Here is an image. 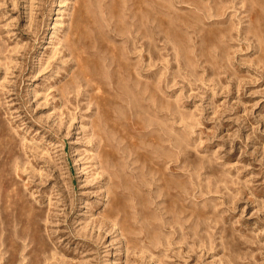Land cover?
Masks as SVG:
<instances>
[{
	"label": "rangeland",
	"instance_id": "obj_1",
	"mask_svg": "<svg viewBox=\"0 0 264 264\" xmlns=\"http://www.w3.org/2000/svg\"><path fill=\"white\" fill-rule=\"evenodd\" d=\"M0 264H264V0H0Z\"/></svg>",
	"mask_w": 264,
	"mask_h": 264
}]
</instances>
